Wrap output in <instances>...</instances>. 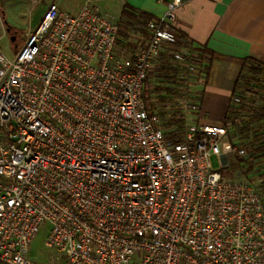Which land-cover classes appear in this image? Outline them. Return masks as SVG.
<instances>
[{"label": "built area", "instance_id": "obj_1", "mask_svg": "<svg viewBox=\"0 0 264 264\" xmlns=\"http://www.w3.org/2000/svg\"><path fill=\"white\" fill-rule=\"evenodd\" d=\"M181 3L146 23L142 47L133 23L87 0L76 14L49 4L11 59L0 49V264H264V178L223 174L246 139L187 125L200 113L187 100L183 131L162 128L143 99L152 64L184 43ZM46 226L40 263L29 253Z\"/></svg>", "mask_w": 264, "mask_h": 264}, {"label": "crops", "instance_id": "obj_2", "mask_svg": "<svg viewBox=\"0 0 264 264\" xmlns=\"http://www.w3.org/2000/svg\"><path fill=\"white\" fill-rule=\"evenodd\" d=\"M86 1L70 14H76ZM116 1L120 6L117 18L127 16L122 12L127 6L156 19L163 15L171 0ZM181 2L172 28L195 48H206L211 54L207 83L199 87L200 113L193 119L199 122L211 109L218 115V121L213 122L221 124L244 60L253 58L264 66V0ZM1 15L0 23H5L4 13Z\"/></svg>", "mask_w": 264, "mask_h": 264}, {"label": "trees", "instance_id": "obj_3", "mask_svg": "<svg viewBox=\"0 0 264 264\" xmlns=\"http://www.w3.org/2000/svg\"><path fill=\"white\" fill-rule=\"evenodd\" d=\"M122 12L127 16L121 18L135 25L134 31L140 37V44L143 43L142 40L145 41L148 37L144 27L153 18L127 6L123 8ZM9 29L12 32V29ZM179 37L184 40L183 45L165 49L157 62L152 64L147 75L143 97L150 114L153 115L158 105L161 106L162 110L159 112L162 119L161 127L175 126L178 134L183 131L185 126L181 108L182 102L189 98L200 105L202 100L201 92L199 95L192 94L191 90L189 91L185 86L186 79L184 77L189 74L187 63L194 65L195 74L193 77L196 78L193 79H196L197 85L199 86V82L202 81L204 86L207 83L211 61V54L206 48H195L190 42L186 41V38ZM127 39L128 35L122 33L118 43L124 45V41ZM127 45L133 48V45ZM182 47L189 50L187 63L180 62L175 57ZM240 89L246 95L244 102L248 103L250 101L253 104L261 101L258 95L264 92V66L257 60L253 58L244 60L230 97ZM174 99L178 102L177 106H175L176 102L172 101ZM171 101L173 104L170 103ZM247 103L236 109L232 108L229 103L222 120V125H230L234 136L240 140L246 139L244 145L251 149L249 155L234 160L231 169L223 172L225 177H232L233 172L240 176H247L258 171L259 176L264 178V106L254 109L252 104ZM245 117L247 119L244 120ZM239 119L243 121L238 122ZM260 192L264 197V182L260 186Z\"/></svg>", "mask_w": 264, "mask_h": 264}, {"label": "rangeland", "instance_id": "obj_4", "mask_svg": "<svg viewBox=\"0 0 264 264\" xmlns=\"http://www.w3.org/2000/svg\"><path fill=\"white\" fill-rule=\"evenodd\" d=\"M37 1V3H35ZM86 0H42L39 2L38 0H0V19L2 18V13H4L5 23L2 21L3 26L7 30V27L12 29V32L6 34L4 38L0 40V49L3 54L11 59L14 56V53L18 48L23 44L25 37L35 31L37 26L39 25L43 14L45 12L46 7L54 3L60 10L66 13H75L78 7ZM95 4L101 8L102 10H106L109 13H112L115 17L119 13V5L116 0H95ZM0 23V29H2ZM14 40H11L13 38ZM143 43L139 44L141 47L144 45L145 41L142 40ZM132 49V47L130 48ZM131 52V51H130ZM189 74L185 76L186 79L185 86L191 90L192 94H198L201 92L196 82V77H193L195 74V69H193L194 65H190L189 63ZM258 98L261 100L257 104L256 108H261L264 106V92L258 95ZM189 102H192L189 98L186 99ZM176 102V100H172ZM170 102L173 104V102ZM260 104V105H259ZM178 105V102L175 103V106ZM255 105V104H254ZM169 108V106H168ZM162 110L161 106L158 105V108L155 109L154 114L158 115L160 118L159 112ZM208 114H205L199 123L202 124H211V125H219L218 115L215 110H208ZM197 114L188 113L186 117L187 125L198 122L196 118ZM220 117V116H219ZM160 121L162 119L160 118ZM162 124V123H161ZM211 164L213 169L218 170L221 168V162L216 158H211ZM235 179H241L242 176L234 174ZM49 232V226L40 229L36 234L34 239L32 240L29 258L32 260H36L40 263H49L51 251L47 250L44 246V242L46 240L47 234ZM50 253V254H49Z\"/></svg>", "mask_w": 264, "mask_h": 264}, {"label": "water", "instance_id": "obj_5", "mask_svg": "<svg viewBox=\"0 0 264 264\" xmlns=\"http://www.w3.org/2000/svg\"><path fill=\"white\" fill-rule=\"evenodd\" d=\"M10 27L7 28V32L9 33L10 32ZM11 40H14V38H11Z\"/></svg>", "mask_w": 264, "mask_h": 264}]
</instances>
